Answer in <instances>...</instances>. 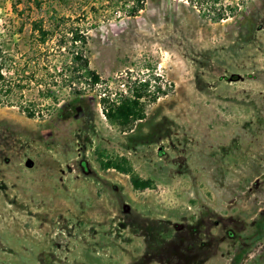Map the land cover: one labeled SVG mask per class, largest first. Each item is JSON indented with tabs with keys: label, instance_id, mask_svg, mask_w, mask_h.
Here are the masks:
<instances>
[{
	"label": "rangeland",
	"instance_id": "rangeland-1",
	"mask_svg": "<svg viewBox=\"0 0 264 264\" xmlns=\"http://www.w3.org/2000/svg\"><path fill=\"white\" fill-rule=\"evenodd\" d=\"M135 2L0 0L20 91L0 104V264H264V0ZM138 81L156 142L101 110ZM98 156L152 187L132 191Z\"/></svg>",
	"mask_w": 264,
	"mask_h": 264
},
{
	"label": "trees",
	"instance_id": "trees-1",
	"mask_svg": "<svg viewBox=\"0 0 264 264\" xmlns=\"http://www.w3.org/2000/svg\"><path fill=\"white\" fill-rule=\"evenodd\" d=\"M36 8L40 7L38 0H28ZM136 0V6L133 8V12L139 11L141 9V4ZM40 21L33 23L31 26V31L34 33L37 45H42L47 39L49 33L41 28ZM70 40L72 43L78 42L80 45H84V38L78 34L77 31L69 32ZM6 56L5 53L0 48V104H10L13 101L12 96L15 93H20L19 88L10 85L6 80V76L10 73L9 68L6 67ZM71 64L77 65L78 68L86 72L91 80L92 84L97 82V76L91 71H87V62L83 60L81 52L79 50L72 52L71 54ZM148 81H138L130 91L128 90L126 94L119 97H114L112 99H107L104 96L99 98L101 110L103 116L107 122L115 126L121 133H133V137L136 138L138 143H152L159 139L166 137V132H162L163 127L160 121H150L151 124H147V116L145 115L146 106L150 102H154L156 97L154 93L147 92ZM159 88L156 86L155 91ZM28 116H33V114L26 110ZM149 121V120H148ZM145 122V123H144ZM146 126L145 132H142V127ZM135 135V136H134ZM131 137V136H130ZM97 163L102 171L113 170L121 175L127 177L128 184L132 191H143L152 187V182L150 180L141 179L136 173L131 169L128 160L124 156L114 157L111 159L101 158L98 156ZM259 233L262 234L264 231V222L257 226ZM260 235V234H259ZM240 256L236 259V263Z\"/></svg>",
	"mask_w": 264,
	"mask_h": 264
},
{
	"label": "flooded vegetation",
	"instance_id": "flooded-vegetation-1",
	"mask_svg": "<svg viewBox=\"0 0 264 264\" xmlns=\"http://www.w3.org/2000/svg\"><path fill=\"white\" fill-rule=\"evenodd\" d=\"M239 256L241 257V256H242V253H241ZM236 259H237V258H236V254H233L232 257H231V259H230L231 263H232V264H237V263H236Z\"/></svg>",
	"mask_w": 264,
	"mask_h": 264
},
{
	"label": "built area",
	"instance_id": "built-area-1",
	"mask_svg": "<svg viewBox=\"0 0 264 264\" xmlns=\"http://www.w3.org/2000/svg\"><path fill=\"white\" fill-rule=\"evenodd\" d=\"M124 86L121 84V88H123ZM123 93H124V90H123Z\"/></svg>",
	"mask_w": 264,
	"mask_h": 264
}]
</instances>
